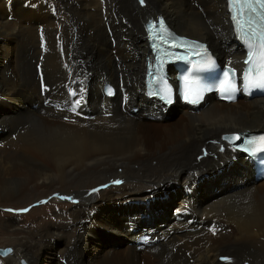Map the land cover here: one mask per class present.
Wrapping results in <instances>:
<instances>
[{
  "label": "bare ground",
  "instance_id": "obj_1",
  "mask_svg": "<svg viewBox=\"0 0 264 264\" xmlns=\"http://www.w3.org/2000/svg\"><path fill=\"white\" fill-rule=\"evenodd\" d=\"M139 2L0 0V200L73 201L53 223L0 215V264H264V181L226 139L264 133V99L168 108L144 82L159 15L243 70L228 2ZM179 190L186 208L161 218Z\"/></svg>",
  "mask_w": 264,
  "mask_h": 264
},
{
  "label": "snow or ice",
  "instance_id": "obj_2",
  "mask_svg": "<svg viewBox=\"0 0 264 264\" xmlns=\"http://www.w3.org/2000/svg\"><path fill=\"white\" fill-rule=\"evenodd\" d=\"M141 3L144 2V0H140ZM230 4L233 2H237V0H229ZM245 4H249L251 0H243ZM255 3L258 4L260 7L257 8H250L248 11V18L245 21L243 26H240L237 28V32L240 35L241 39L244 41L245 46L247 48V55L244 60V63L246 65H249L250 62L254 63L253 58L258 56L261 60V68H264V0H255ZM241 18H243V9H240ZM234 22H237V16L236 14H233L232 17ZM155 27V25H153ZM159 28L163 32L165 31V26L163 20L159 22ZM207 62L205 64H202L201 67L204 68H211L214 66L215 61L211 58V55L209 54L206 57ZM197 72L200 71L199 68L196 69ZM253 72V67L249 66L244 70L243 76L245 79V87L246 88H264V79L261 78H249ZM229 73L228 71H225L223 74L224 79L221 80V85L223 86L225 83H227V77ZM234 76V71H233ZM258 76L264 77V72L258 73ZM189 77H192L193 80H199L198 76H194L192 73H189L188 76L184 77V84H188ZM203 91L211 90L203 85H201ZM163 89H160L157 93H154L155 95H160V98L162 100H165L166 103H171V99L166 98L162 93ZM171 89L169 88V92ZM232 91H235V86L233 85ZM200 96H202V92L200 93ZM182 98H186L182 94ZM199 96L194 99H189V103H198L199 102ZM227 139V137H226ZM257 140L264 141V135H261L259 137H250L247 139L246 144L247 145H253ZM244 151L249 152L250 154L255 153V148L253 147H245ZM115 183H120V181H115ZM63 199H68L66 197H62ZM24 211H27L26 209ZM222 259H230L227 257H222Z\"/></svg>",
  "mask_w": 264,
  "mask_h": 264
},
{
  "label": "rangeland",
  "instance_id": "obj_3",
  "mask_svg": "<svg viewBox=\"0 0 264 264\" xmlns=\"http://www.w3.org/2000/svg\"><path fill=\"white\" fill-rule=\"evenodd\" d=\"M137 2H139V0H137ZM232 40H234V39H232ZM37 80H39V79H37ZM43 82L44 81H40V85L44 86ZM98 83L101 84L100 81ZM131 105H136L135 107L139 106L137 103H133ZM131 105L128 106V109H129L128 111H129L130 116H131V112H130ZM19 112H23V111H19ZM132 113H133V111H132ZM170 118H171L170 119V121H171V120L176 118V115L171 116ZM254 131H261V130H254ZM112 183L113 184H109L112 187H114V186L116 187L118 185V183H114V182H112ZM246 183H248L247 180H246ZM41 195L43 196L42 198H45L46 196H48L47 193H43ZM64 197H66V196H64ZM183 197H184V193L181 190L173 191V193H171V194L168 193L166 196L161 197L159 199V201L156 202L157 204H160L162 206L160 209V217L161 218L169 217V216H172L174 214V212H176L178 210L185 209L187 203L183 202ZM42 198L39 200L40 202L33 203L32 206H27L28 204H26V203L25 204H16L14 202L12 203V202H6V201L0 200V215L1 216H13V215L19 216L18 220L21 222V224H23L25 226H32L34 221H39L42 219L46 220V223H51V222L53 223V221L56 220L55 212L59 213L61 211V209H64L61 205L57 204V202H62L61 204H70V205L73 202L72 199L68 198V197H67L68 199H62V198L57 199V197H55L52 200V201H54V200L55 201L52 204H50V199H51L50 197L47 199H44V200ZM212 199L216 200L217 197L213 196ZM25 206H27V207H25ZM42 207H47V208L40 211V212L36 211V208H42ZM25 209L27 211H24ZM29 213L31 214V216L29 218L20 217V216L28 215ZM145 231H149V229L148 228L145 230L140 229L137 232H139L138 234H140V233H143ZM11 239L12 238H9L8 235L0 234V249L5 250V249L11 248L14 251V248L11 245L12 243H8V240L10 241ZM129 241H130V239H129ZM127 242H128V240H127V238H125L124 243L128 244ZM108 245H109V247L111 246V244H108V242L104 243V247H107ZM3 258H5V257H3Z\"/></svg>",
  "mask_w": 264,
  "mask_h": 264
},
{
  "label": "water",
  "instance_id": "obj_4",
  "mask_svg": "<svg viewBox=\"0 0 264 264\" xmlns=\"http://www.w3.org/2000/svg\"><path fill=\"white\" fill-rule=\"evenodd\" d=\"M227 140L229 141V138L227 137ZM12 250L11 249H7V250H1L0 249V254L6 256L7 254L11 253ZM22 264H25V262H22Z\"/></svg>",
  "mask_w": 264,
  "mask_h": 264
}]
</instances>
